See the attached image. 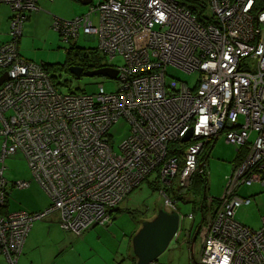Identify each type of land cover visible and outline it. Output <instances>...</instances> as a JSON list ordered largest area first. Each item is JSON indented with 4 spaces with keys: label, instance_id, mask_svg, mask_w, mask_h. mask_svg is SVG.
Masks as SVG:
<instances>
[{
    "label": "built area",
    "instance_id": "1",
    "mask_svg": "<svg viewBox=\"0 0 264 264\" xmlns=\"http://www.w3.org/2000/svg\"><path fill=\"white\" fill-rule=\"evenodd\" d=\"M40 1L0 0L13 13L0 48V69L8 73L0 86L1 161L21 153L51 204L37 213L8 211L10 188L31 183L12 182L0 169V257L20 264L34 222L51 215L78 236L108 226L114 209L154 173L163 209L180 214L178 239L186 217L175 194L191 187L201 158L225 132L245 155L223 198L206 196L192 264H264V216L259 230L235 218L251 203L238 189L264 186V0H196L203 17L177 0H93L87 14L56 17L53 27L67 42L83 32L98 39L105 58L124 60L107 65L118 70L119 89L106 92L101 84L94 95L63 93L44 65L21 56L25 23ZM168 66L196 74L194 87L168 84ZM120 120L130 129L117 152L109 131ZM179 141L186 144L182 158L170 155Z\"/></svg>",
    "mask_w": 264,
    "mask_h": 264
},
{
    "label": "rangeland",
    "instance_id": "2",
    "mask_svg": "<svg viewBox=\"0 0 264 264\" xmlns=\"http://www.w3.org/2000/svg\"><path fill=\"white\" fill-rule=\"evenodd\" d=\"M97 3L98 0H95L94 4ZM1 5L8 7L6 4ZM40 6L41 10L29 14L30 19L25 23L20 42L21 55L25 59L45 65L50 69L56 85L63 93L72 91L94 95L98 93L101 84L106 92H116L120 87V81L117 79L104 75L77 77L69 71L70 63L81 67L93 64V59L98 56L96 53L99 47L98 39L85 36L81 32L76 43L67 42L53 27L56 17L71 20L76 16L87 14L90 5H83L77 0H53L52 2L41 0ZM93 20L97 22V17L94 16ZM8 25L10 26V24ZM71 49L73 54L69 56ZM91 51L93 53L90 54ZM85 54L90 60L86 65L82 57ZM99 56L102 54L100 53ZM103 64L119 67L124 65V60L120 55H117L113 60L103 59ZM167 76L168 84L173 81H183L192 87L197 79L196 74H188L173 66H168ZM129 129L130 125L124 120H120L111 127L109 131V135L112 136L111 144L117 152H119V145L128 135ZM255 138L256 133H253L251 141H254ZM1 151L2 149L0 150V169L4 167V177L8 178L10 171H8L7 161L9 162V158L12 156L6 158L3 164ZM16 155L23 158L21 153ZM244 155L245 151L240 146L228 143L226 133H221L205 161L204 168L208 174L206 192L208 198H223L229 178ZM26 164L28 166L27 161ZM27 169L30 171L29 167ZM156 175L154 173L150 176L149 182L143 181L124 199L119 205L121 210L114 214L108 226L98 225L78 236L65 231L58 220L52 219L55 217L54 215L35 221L33 225L35 228H32V230L35 229L33 236L35 245L29 252L23 251L20 264H23L25 257L31 260L30 263L25 264H130L128 243L131 234L139 222L154 219L158 211L163 208L161 196L153 188ZM237 193L243 198L250 197L251 203L242 205L236 210V220L251 229L259 230L263 225L264 186L257 182L250 186L242 185ZM184 196V199L177 201L179 212L186 217L182 221L183 232L178 239L174 238L170 242L166 251L153 264H192L186 234L187 230L192 227H194L192 229V234H194L197 227L202 224L200 201L204 198V193L196 195L185 192ZM190 214L194 215V220L188 218ZM37 227L38 229H36ZM201 245L202 239L198 236L193 246L196 257L201 251Z\"/></svg>",
    "mask_w": 264,
    "mask_h": 264
},
{
    "label": "water",
    "instance_id": "3",
    "mask_svg": "<svg viewBox=\"0 0 264 264\" xmlns=\"http://www.w3.org/2000/svg\"><path fill=\"white\" fill-rule=\"evenodd\" d=\"M83 5H89L93 0H77ZM69 71L80 77L85 76H97L104 75L110 78L116 79L118 76V70L110 67L104 66L95 69L85 70L81 66L73 65L69 68ZM8 80V73L3 72L0 75V86ZM193 135V131H189L187 135L183 138V141H189ZM216 140H214L211 145L210 150L204 161L199 164V172L201 173L205 165V161L209 157V153L214 146ZM205 196V191H204ZM181 223L180 214L178 212H169L165 209L158 211L157 215L152 220H145L142 227L139 229L137 234L133 239V252L137 259V264H153L154 261L168 248L170 242L176 237V233L179 230ZM198 230V229H197ZM192 228L187 231V235H191L190 232ZM198 233L195 232L193 236V245L197 239ZM176 239V238H175Z\"/></svg>",
    "mask_w": 264,
    "mask_h": 264
},
{
    "label": "crops",
    "instance_id": "4",
    "mask_svg": "<svg viewBox=\"0 0 264 264\" xmlns=\"http://www.w3.org/2000/svg\"><path fill=\"white\" fill-rule=\"evenodd\" d=\"M47 1V0H44ZM49 2V1H48ZM12 9L8 5V7H4L0 3V48L3 44H5L9 40V30L12 17ZM30 19V15L28 20ZM22 41V38L20 42ZM20 50V46H19ZM22 56V55H21ZM23 57V56H22ZM24 58V57H23ZM28 60V59H27ZM0 128H1V122H0ZM2 142V141H1ZM0 142V150L2 149V144ZM24 157L22 158L19 155H12V157L9 158L8 163V179L10 181H16V180H27L30 181L31 185L29 188L26 189H18V188H10L9 194H8V200H7V207L8 211L10 212H16V211H26L29 213H37L46 210L50 204L51 200L49 196L46 194V192L38 185V183L33 179L32 174L30 171H28V166L26 164V161H24ZM55 217L52 218L53 220H57V215H54ZM147 220V219H146ZM149 220V219H148ZM143 222H139L136 229L133 231L129 238L128 243V260L130 264H137V259L133 252V239L134 236L137 234L139 229L142 227ZM44 225V224H43ZM32 228H35L33 226ZM194 228V227H193ZM192 228V229H193ZM38 229V227L36 228ZM34 230L31 229L29 236L26 240L24 252H29L31 248L35 245L34 244ZM191 236V244H190V251L191 256L193 255V237L194 234H192V231L190 232ZM188 238V235L186 236V239ZM23 255V254H22ZM22 258V256H21ZM20 258V260H21ZM133 259V260H132ZM23 264L30 263L31 260L28 257H25L23 260ZM21 263V261H20ZM121 263V262H120ZM0 264H8L4 257H0Z\"/></svg>",
    "mask_w": 264,
    "mask_h": 264
},
{
    "label": "trees",
    "instance_id": "5",
    "mask_svg": "<svg viewBox=\"0 0 264 264\" xmlns=\"http://www.w3.org/2000/svg\"><path fill=\"white\" fill-rule=\"evenodd\" d=\"M177 1L181 5L187 6L193 12H197L200 15V17L204 16L203 13H204L205 9L203 7H201V5L199 4L198 1H196V0H177ZM91 53H93V52L91 51L90 54ZM96 53H97L98 56H97V58L93 59V64L91 66H87L86 65L90 61L88 59V56L86 54L84 56H82L83 57V62L86 65V66H83L85 70H87V69H95V68H100V67L107 66V65L103 64V59H105V56L104 55L99 56L100 52H99L98 49L96 50ZM72 54H73V50L71 49L70 52H69V56H71ZM78 55L80 56V54H78ZM71 66H73L72 63H70L69 67H71ZM44 67L47 70V72L51 75L50 69H48L45 65H44ZM2 73H3V71L0 69V75ZM51 78H52L53 82L56 84V82L54 81L52 75H51ZM185 147H186V144H182L181 141L172 143L171 148H170V155H173V156L177 155L179 158H182L183 150H184ZM209 150H210V147L208 148V150L204 154V156L201 158V161L205 160ZM207 183H208V175H207V173L205 171V168L203 167V171L201 173L197 171L196 174L194 175L193 183H192L191 187L189 189H187L186 191H183L181 193L175 194V196L178 197L179 199H184L185 198V196H184L185 192H191L192 194H196L197 195V194L202 193V192L204 193V191H205V198H203L200 201V205L203 206L202 213H205ZM158 184H159L158 181L155 180V184L153 185V188H154L155 191H157V189H158ZM198 191H200V192L197 193ZM7 209H8V207H7ZM120 210L121 209L119 208V206L116 207L114 209V211H113V217H114V214H116V212L120 211Z\"/></svg>",
    "mask_w": 264,
    "mask_h": 264
},
{
    "label": "bare ground",
    "instance_id": "6",
    "mask_svg": "<svg viewBox=\"0 0 264 264\" xmlns=\"http://www.w3.org/2000/svg\"><path fill=\"white\" fill-rule=\"evenodd\" d=\"M155 213V212H154ZM150 217H152V216H150ZM133 260V259H132Z\"/></svg>",
    "mask_w": 264,
    "mask_h": 264
},
{
    "label": "flooded vegetation",
    "instance_id": "7",
    "mask_svg": "<svg viewBox=\"0 0 264 264\" xmlns=\"http://www.w3.org/2000/svg\"><path fill=\"white\" fill-rule=\"evenodd\" d=\"M188 231V230H187Z\"/></svg>",
    "mask_w": 264,
    "mask_h": 264
}]
</instances>
